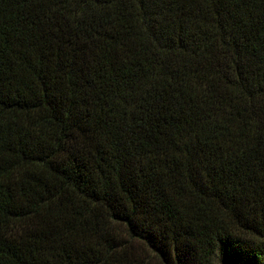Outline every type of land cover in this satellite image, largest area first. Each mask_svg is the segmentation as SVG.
Returning <instances> with one entry per match:
<instances>
[{
    "label": "trees",
    "instance_id": "16d2710c",
    "mask_svg": "<svg viewBox=\"0 0 264 264\" xmlns=\"http://www.w3.org/2000/svg\"><path fill=\"white\" fill-rule=\"evenodd\" d=\"M264 264V0H0V264Z\"/></svg>",
    "mask_w": 264,
    "mask_h": 264
},
{
    "label": "rangeland",
    "instance_id": "374dc122",
    "mask_svg": "<svg viewBox=\"0 0 264 264\" xmlns=\"http://www.w3.org/2000/svg\"><path fill=\"white\" fill-rule=\"evenodd\" d=\"M213 264H217L216 262H214Z\"/></svg>",
    "mask_w": 264,
    "mask_h": 264
}]
</instances>
